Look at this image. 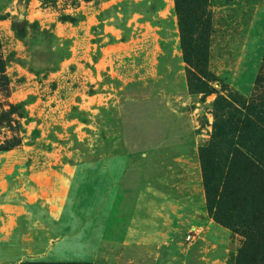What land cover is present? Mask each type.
<instances>
[{
	"label": "rangeland",
	"instance_id": "1",
	"mask_svg": "<svg viewBox=\"0 0 264 264\" xmlns=\"http://www.w3.org/2000/svg\"><path fill=\"white\" fill-rule=\"evenodd\" d=\"M19 1L0 0V264H240L204 166H264V0H200L191 40L176 0Z\"/></svg>",
	"mask_w": 264,
	"mask_h": 264
},
{
	"label": "trees",
	"instance_id": "2",
	"mask_svg": "<svg viewBox=\"0 0 264 264\" xmlns=\"http://www.w3.org/2000/svg\"><path fill=\"white\" fill-rule=\"evenodd\" d=\"M25 0H20L21 4ZM90 2L91 0H85ZM200 0H176V13L180 17L181 27H184L185 37L187 40H191L194 37L195 29L201 27V33L208 30V25H202L195 18L196 14L199 12ZM74 6H79L78 0H73ZM194 19L189 21L188 16ZM62 22H70L76 24L77 21L71 16H62L60 18ZM197 21V22H195ZM14 30L19 31L18 27L14 24ZM203 37V35H202ZM201 38V34H200ZM199 38V39H200ZM203 40H198L202 42ZM206 48L209 47L207 40L203 43ZM186 51L191 50L190 46ZM202 53L203 49H199ZM3 66L2 60L0 58V66ZM240 155L237 151H234L233 157L228 164V170L221 172L218 168H211L209 165L204 166L206 184L210 188V184L214 183L215 189H208V194H215L218 196L219 200L214 199L211 203V207L216 209L215 217L223 225L235 228L234 225H239L236 222L237 217L240 220L241 227L238 228L245 237L248 239L245 246L240 251L239 262L240 264H255L257 261L264 263V258H255L254 254L257 249H263V245L259 242L264 240V205L259 212L258 207L252 201L254 196L257 194L258 185L260 184V191L264 195V166L260 165L257 157L250 155L244 164H240ZM261 169V170H260ZM216 173L221 175L220 178L216 176ZM216 178L219 182H222L223 189L219 191L220 183L216 182ZM258 184V185H257ZM257 185V186H256ZM221 186V187H222ZM248 195V198L245 195ZM237 227V226H236ZM251 249V252L250 250ZM21 264H49L44 262H34L28 261ZM76 264V263H75Z\"/></svg>",
	"mask_w": 264,
	"mask_h": 264
}]
</instances>
